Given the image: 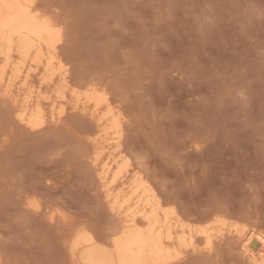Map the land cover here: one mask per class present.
I'll list each match as a JSON object with an SVG mask.
<instances>
[{"label": "rangeland", "instance_id": "374dc122", "mask_svg": "<svg viewBox=\"0 0 264 264\" xmlns=\"http://www.w3.org/2000/svg\"><path fill=\"white\" fill-rule=\"evenodd\" d=\"M56 3L75 22V63L125 109L133 167L185 215L264 233V0ZM63 120L27 129L0 97L1 264H72L64 240L77 226L105 239L116 224L86 161L88 119L68 108ZM226 236L178 264H252Z\"/></svg>", "mask_w": 264, "mask_h": 264}, {"label": "bare ground", "instance_id": "6f19581e", "mask_svg": "<svg viewBox=\"0 0 264 264\" xmlns=\"http://www.w3.org/2000/svg\"><path fill=\"white\" fill-rule=\"evenodd\" d=\"M74 23L62 16L56 0H0V97L16 122L30 130L62 123L68 108L88 119L86 161L116 222L105 239L84 224L67 234L71 263L178 264L190 253L212 255L230 234L252 264H264L261 228L235 224L215 211L200 219L187 216L133 167L123 145L125 109L99 73L75 63L81 54L72 43ZM25 203L32 210L42 207L33 199ZM50 213L51 220L67 219L61 211Z\"/></svg>", "mask_w": 264, "mask_h": 264}]
</instances>
